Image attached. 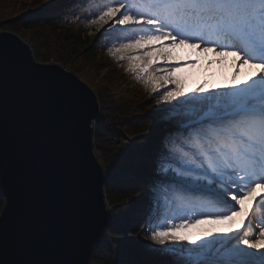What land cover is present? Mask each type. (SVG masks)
Instances as JSON below:
<instances>
[{
  "label": "snow or ice",
  "instance_id": "6c2138e0",
  "mask_svg": "<svg viewBox=\"0 0 264 264\" xmlns=\"http://www.w3.org/2000/svg\"><path fill=\"white\" fill-rule=\"evenodd\" d=\"M86 19L88 26H109L104 35L113 34L115 41L108 47L109 55L125 61L127 71L150 92L172 86L156 101L166 107L154 114L161 131L147 157V174L131 187L140 193L133 202L142 208L136 223L151 241L160 246L186 241L191 246L143 245L138 253L143 258L117 264H264V0H105ZM127 33L132 35L122 41L120 34ZM182 48L201 55L213 53L219 63L232 55L239 68L258 71L242 85L225 90L202 85L190 94L178 73L195 62L172 63L174 53ZM0 72L12 75L26 91L43 87L86 128L101 120L95 98L82 84L55 68L37 66L23 46L13 52L7 47L0 50ZM177 110L178 115H171ZM87 159L91 160L89 154ZM258 189L262 191L256 197ZM4 195L8 194L0 187V197ZM254 198L255 207L246 209V201ZM8 199L0 232L7 228L9 210L16 207L11 195ZM239 217H243L240 229L209 232L202 242L178 234L194 225ZM113 220L101 206L95 223L57 258H36L21 247L2 264H88L99 229ZM116 243L123 252L125 243L142 242Z\"/></svg>",
  "mask_w": 264,
  "mask_h": 264
},
{
  "label": "water",
  "instance_id": "95a60500",
  "mask_svg": "<svg viewBox=\"0 0 264 264\" xmlns=\"http://www.w3.org/2000/svg\"><path fill=\"white\" fill-rule=\"evenodd\" d=\"M18 46L30 52L37 66L55 68L82 84L95 98L99 115L97 94L87 83L57 63L36 60L24 39L0 30V50L13 52ZM93 132L91 124L86 128L43 87L26 91L12 75L0 72V187L16 203L9 210L6 230L0 232V264L21 247L36 258L55 259L95 223L97 208L103 206L109 216L105 170L94 149ZM8 195L0 220L9 207ZM106 226L90 245L88 264Z\"/></svg>",
  "mask_w": 264,
  "mask_h": 264
},
{
  "label": "trees",
  "instance_id": "16d2710c",
  "mask_svg": "<svg viewBox=\"0 0 264 264\" xmlns=\"http://www.w3.org/2000/svg\"><path fill=\"white\" fill-rule=\"evenodd\" d=\"M3 1L7 6L1 7ZM103 3L105 0H0L1 29H13L29 42L36 60L69 63L74 72L89 81L97 94L102 123L96 124L93 132L94 149L105 169V191L113 200L109 216L114 220L107 223L103 240L94 245L89 264H117L118 261L141 259L143 257L138 253L143 251V245L158 248L144 239L128 237L124 231L139 206L133 202L140 199V193L131 185L147 174V157L161 131L154 114L166 105L156 101L160 92L172 87L168 85L152 93L140 83L126 96L114 97L110 89L97 80L91 67L99 65V61L91 58L95 52H108V47L115 41L113 34L104 35L106 29L102 30L101 26H88L86 18L98 12ZM120 35L123 41V36L132 34ZM122 63L120 66L126 69ZM228 83L215 82V87L222 90ZM207 88L217 90L212 82ZM178 114V110L171 113ZM124 134L134 138L127 140ZM4 202V196L0 197V212ZM116 241L142 243H125L121 252V245Z\"/></svg>",
  "mask_w": 264,
  "mask_h": 264
},
{
  "label": "rangeland",
  "instance_id": "374dc122",
  "mask_svg": "<svg viewBox=\"0 0 264 264\" xmlns=\"http://www.w3.org/2000/svg\"><path fill=\"white\" fill-rule=\"evenodd\" d=\"M5 4H6V1L1 2V7L7 6V4L6 5ZM96 26H101L102 30L109 28L108 25H96ZM0 30H7V31L16 33L13 29H1L0 28ZM27 43L30 45L29 42ZM91 59L99 61V65L93 66L91 68L97 74V80L101 81L102 86H104L105 88H109L110 91L113 93L114 97L126 96L128 93L133 91V89L136 86H138L141 83L135 78L134 74L127 71V64L125 61H119V62L116 61L112 56L109 55L108 52H102V53L95 52V54L92 56ZM219 59L220 58L217 57L213 53L201 55L198 50H193L191 48H182V49L176 50V52L174 53V59L172 63L175 64L177 62H180V63L195 62L194 66L185 67L180 73H178V77L182 80L183 84H185L184 89L188 90V93H190V91H192L195 87H198V86L203 85L207 87L208 84L211 82H212L213 87L216 88L217 90L219 87L218 86L215 87L216 85L215 82L224 84V81H228L229 82L227 84L228 86L242 85L244 81L251 80L253 77H255L258 71L255 68H246V67L239 68V62L237 58L232 55L224 57L223 63L216 62ZM121 62H123L122 65L124 64L126 69H122V66H120ZM45 63H57L61 65L66 70L72 71L73 73H75L81 80H83L93 89L89 81H87L84 77H81L76 72H74L73 69L70 67L69 63H62L60 61L58 62L50 61V62H45ZM162 63L163 62L161 61L160 64ZM238 69H239V75H236V72ZM209 79H211L210 80L211 82L210 81L207 82V80ZM222 90H225V88ZM149 96L150 95H148L147 98ZM123 136L127 140L134 138V136L129 138L127 134H124ZM136 137H139V136H136ZM261 191L262 190L260 189L257 190L256 197H259ZM104 193H105V203L107 205V209L109 212V210L111 209L113 200L111 197L107 196L105 188H104ZM254 207H255V198L253 200L246 201V204H245L246 209L254 208ZM141 210H142L141 205H139L137 212L132 213L131 220L129 224L127 223L125 231H124V234L126 236L135 237L137 239L138 238L144 239L148 241L149 243H151L153 246L158 247V248H181V247L191 246V245H188L186 241L183 244L179 242H169L167 245H164V246L156 245L153 241H151L149 236L146 234L144 228L142 226H138V224L136 223V218L140 214ZM255 210L259 214L260 210L258 208H256ZM242 220H243V217H239L234 221H223V222L212 223V224H209V223L198 224L190 228L181 230L178 234L186 236L188 240H194V236L196 234L197 229H201V228L203 229L207 227L213 233L222 232V229L228 232L230 229H240ZM198 242H202V240H199ZM169 254H175V253L169 252Z\"/></svg>",
  "mask_w": 264,
  "mask_h": 264
},
{
  "label": "bare ground",
  "instance_id": "6f19581e",
  "mask_svg": "<svg viewBox=\"0 0 264 264\" xmlns=\"http://www.w3.org/2000/svg\"><path fill=\"white\" fill-rule=\"evenodd\" d=\"M98 124H101L102 123V120L100 121H97ZM95 128V127H94ZM207 227L205 228H201V229H197L196 230V234L194 236V240L195 241H199L201 240L202 237H205L207 233L209 232H212L211 230H209L208 228L206 229ZM222 232H226L224 229H222ZM222 232H217V233H222ZM213 233V232H212Z\"/></svg>",
  "mask_w": 264,
  "mask_h": 264
},
{
  "label": "built area",
  "instance_id": "2783aa9c",
  "mask_svg": "<svg viewBox=\"0 0 264 264\" xmlns=\"http://www.w3.org/2000/svg\"><path fill=\"white\" fill-rule=\"evenodd\" d=\"M94 128V127H93ZM95 129V128H94Z\"/></svg>",
  "mask_w": 264,
  "mask_h": 264
}]
</instances>
